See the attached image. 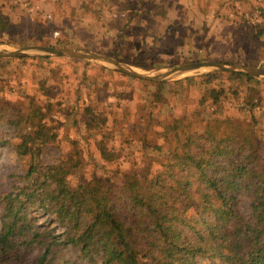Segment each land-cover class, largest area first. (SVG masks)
<instances>
[{"label": "rangeland", "instance_id": "1", "mask_svg": "<svg viewBox=\"0 0 264 264\" xmlns=\"http://www.w3.org/2000/svg\"><path fill=\"white\" fill-rule=\"evenodd\" d=\"M0 14L9 18L0 50L35 44L85 49L153 74L204 60L264 67V0H0ZM106 65L67 56L0 57V104L12 112L35 103L45 112L58 135L45 149L46 163L77 152L82 157L68 177L73 187L105 174L120 187L119 172L153 177L176 142L177 132L168 129L175 119L199 131L214 118L255 119L264 136L262 75L248 82L227 71L194 69L159 82ZM17 135L0 123V194L22 184L26 172L9 144ZM261 154L264 164V146ZM250 203L241 197L239 208ZM114 207L126 222L136 221L123 200ZM37 215L39 224H49L42 211ZM59 254L78 256L71 247Z\"/></svg>", "mask_w": 264, "mask_h": 264}, {"label": "trees", "instance_id": "2", "mask_svg": "<svg viewBox=\"0 0 264 264\" xmlns=\"http://www.w3.org/2000/svg\"><path fill=\"white\" fill-rule=\"evenodd\" d=\"M8 25L0 14V30ZM10 108L0 104V123L17 131L19 141L7 143L26 172L0 194V264H264V136L255 119L214 118L202 131L175 119L168 129L176 142L153 177L119 172L120 187L107 174L73 187L79 152L47 164L42 156L58 135L45 112L35 103ZM241 197L250 199L248 209L239 208ZM117 200L135 213L133 224L116 211ZM63 247L77 258L61 256Z\"/></svg>", "mask_w": 264, "mask_h": 264}, {"label": "water", "instance_id": "3", "mask_svg": "<svg viewBox=\"0 0 264 264\" xmlns=\"http://www.w3.org/2000/svg\"><path fill=\"white\" fill-rule=\"evenodd\" d=\"M13 56H30V57H56L67 56L83 60L100 61L107 64L110 68L128 74L130 76L138 77L150 81L164 82L169 80L174 75L194 69H208L211 71H227V72H242L253 76H264V67L248 66L241 64H230L222 61H191L183 63L164 71L163 73H148L136 69L129 63L116 59L112 56L99 54L85 49H74L66 47H58L53 45L35 44L16 46L6 50H0V57Z\"/></svg>", "mask_w": 264, "mask_h": 264}, {"label": "crops", "instance_id": "4", "mask_svg": "<svg viewBox=\"0 0 264 264\" xmlns=\"http://www.w3.org/2000/svg\"><path fill=\"white\" fill-rule=\"evenodd\" d=\"M132 156L131 155H129L128 157H127V159H130ZM148 162H149V159H148Z\"/></svg>", "mask_w": 264, "mask_h": 264}]
</instances>
